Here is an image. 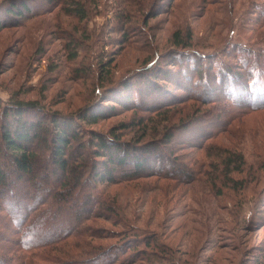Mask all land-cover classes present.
Returning a JSON list of instances; mask_svg holds the SVG:
<instances>
[{
	"label": "rangeland",
	"instance_id": "374dc122",
	"mask_svg": "<svg viewBox=\"0 0 264 264\" xmlns=\"http://www.w3.org/2000/svg\"><path fill=\"white\" fill-rule=\"evenodd\" d=\"M8 1L0 0L1 107L12 102H35L37 109L48 114L67 116L91 104L98 107L101 104L105 115L87 129L107 134L115 127L121 141L132 144H137L138 128L117 129L121 123H131L134 113L122 106L115 111L109 108L115 107L111 98L137 99L135 90L143 80L140 76L149 73L144 74V67L157 56L165 68L173 70L168 56L180 49L174 45V31L183 37L189 30V48L214 54L216 63L236 65L235 55L249 59L264 57V0H135L133 3L79 0L87 12L85 19L66 15L62 9L65 5L51 0H22L31 13L14 19L5 14ZM241 50L248 51V56H243ZM108 61L112 62L107 68ZM152 74L159 77L148 78L169 92L161 96L173 99L183 94L164 82L159 67ZM105 87L111 89L104 93ZM140 95L144 101L150 100L141 92ZM255 96L250 93V105L258 100ZM151 103L149 107L154 109ZM172 109L164 110L169 111L170 123L182 117L173 116ZM137 116L152 118L147 125L151 131L168 125L154 118L152 112H138ZM222 121L229 123L227 132L208 140L205 146L212 151L225 149L240 153L244 160L242 171L231 173L229 180L219 171L221 167L217 169L212 164L204 167L202 176L187 184L153 176L116 187L100 186L109 197L116 195L119 215L109 216L105 212L103 218L98 213L102 218L86 222L106 236L95 242L99 249L130 236L146 235L169 249L167 255H157L159 264H264V109ZM200 125L202 122L169 131L174 135L173 143H169L164 153L169 154L166 158L176 161V169L179 170L184 158L188 164L192 158V166L213 159L198 149L203 143L199 142L204 130L199 129ZM91 151L92 148L79 150L86 154L89 165L95 167L94 171L87 170L90 185L95 172L103 173L102 165L96 162L100 159L95 160ZM38 153L42 158L48 151L42 146ZM152 164L151 169L156 170L157 166ZM166 169L175 171L174 166ZM68 222L72 221H65ZM117 231L123 234L119 238H115L119 235L115 234ZM2 233L10 236L4 229ZM67 250L69 257H75L72 248ZM93 253L94 249H89L75 259L85 260ZM140 257L141 254L133 264H145L138 260Z\"/></svg>",
	"mask_w": 264,
	"mask_h": 264
},
{
	"label": "trees",
	"instance_id": "16d2710c",
	"mask_svg": "<svg viewBox=\"0 0 264 264\" xmlns=\"http://www.w3.org/2000/svg\"><path fill=\"white\" fill-rule=\"evenodd\" d=\"M51 1L65 5L62 9L66 15L81 19L87 17L79 0ZM126 1L133 3L135 0ZM4 9L6 16L14 19L31 13L22 0H9ZM186 31L183 37L179 36V31L172 34L174 45L180 48L168 56L172 59L173 70L165 68L157 56L144 67V74L149 73L140 76L143 80L135 90L137 99L133 101L126 96L116 100L107 96L115 106L109 108L115 111L122 106L134 113L131 123H121L117 131L137 127L140 132L135 140L137 144L121 141L115 127L107 134L87 129L105 115L101 104V109L91 104L67 116H59L55 112L48 114L37 109L35 102H12L4 107L0 104V264H133L140 254L142 257L138 260L145 264H159L157 255H167L169 249L146 235L117 240V243H111L104 249L101 247V250L97 247L99 245H95L97 240L106 236L86 222L102 218L98 213L103 214V218L105 212L109 216L119 215L116 195L110 198L100 186L116 187L153 176L161 180H181L187 184L202 176L204 167L212 164L217 169L221 167L219 171L229 180L231 173L242 171L244 160L240 153L225 149L212 151L205 142L227 132L229 123L224 124L222 120L264 109V101H261L264 100V57L249 59L235 55L236 65L217 59L216 63L214 54L189 48L190 33ZM240 53L246 56L248 51L241 50ZM212 58L214 63H208L207 60L213 61ZM111 62L108 61L107 68ZM176 62L178 64L175 65ZM158 67L164 74V82L183 92L180 97L168 99L161 96L169 95L165 86L149 79L159 77L152 74ZM177 70L180 78L176 75ZM110 89L105 87L102 92L107 93ZM140 92L150 100L144 101ZM250 93L261 102L255 101L250 105ZM151 101L154 109L149 107ZM166 108H173V116L179 114L183 118L170 123L169 111H164ZM138 112L155 113L154 118L158 117L161 123L168 125L151 131L147 125L152 118L138 117ZM201 122L199 129L204 130H201L199 142L203 143L198 149L213 159L207 160L208 163L195 162L192 166L193 159L189 158L188 164L184 158L179 170L176 169V161L169 160L166 158L169 154L164 153L165 148L169 149V143H173L174 135L169 131H179ZM42 146L48 153L41 158L38 151ZM84 148H92V157L95 160L99 158L100 161L96 162L103 168V173L93 174L91 185L88 184L87 170L91 168L94 171L95 167L89 165L86 154L79 153ZM152 163L157 166L156 170L151 169ZM171 166L175 168L172 173L166 169ZM58 219L63 223H50ZM118 225L122 226V223ZM3 229L10 233L9 237H5ZM115 234H119L115 238L123 235L120 231ZM67 248L73 249L75 257L89 249H94L95 253L79 260L69 257Z\"/></svg>",
	"mask_w": 264,
	"mask_h": 264
}]
</instances>
